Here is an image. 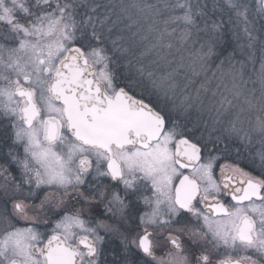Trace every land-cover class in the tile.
Masks as SVG:
<instances>
[{"label":"snow or ice","instance_id":"obj_1","mask_svg":"<svg viewBox=\"0 0 264 264\" xmlns=\"http://www.w3.org/2000/svg\"><path fill=\"white\" fill-rule=\"evenodd\" d=\"M229 32L264 50V0H0V264H264Z\"/></svg>","mask_w":264,"mask_h":264},{"label":"rangeland","instance_id":"obj_2","mask_svg":"<svg viewBox=\"0 0 264 264\" xmlns=\"http://www.w3.org/2000/svg\"><path fill=\"white\" fill-rule=\"evenodd\" d=\"M251 3L253 4V7H255L256 0H251ZM257 23H259V21H257ZM238 37L239 38H237V36H234L232 34V32L228 33V38L233 40L237 44L239 43L240 46L237 48L236 51H232V50H227V51L232 52L234 54L235 60H237V61H241V60L248 61V58L252 57L253 60L255 61V67L258 70L260 67V59L262 56H264V50L261 49L259 44H257L258 47H256L257 45H255L253 48H249L247 46L248 41L243 36L242 32H238ZM244 41L245 42L247 41V43H245ZM244 47H247L248 50H246V48L244 49ZM247 67L250 71L252 69V63L248 62ZM21 151H22V149H21Z\"/></svg>","mask_w":264,"mask_h":264},{"label":"trees","instance_id":"obj_3","mask_svg":"<svg viewBox=\"0 0 264 264\" xmlns=\"http://www.w3.org/2000/svg\"><path fill=\"white\" fill-rule=\"evenodd\" d=\"M237 31H238V30H237ZM244 42H245V41H244ZM245 43H247V41H246ZM239 46H240L239 43L237 44V43L234 42L233 40L229 39L228 36H227V50L236 51L237 48H238ZM222 47H223V45H222ZM256 47H258V45H257ZM245 48H246V50H248L247 47H244V49H245Z\"/></svg>","mask_w":264,"mask_h":264},{"label":"flooded vegetation","instance_id":"obj_4","mask_svg":"<svg viewBox=\"0 0 264 264\" xmlns=\"http://www.w3.org/2000/svg\"><path fill=\"white\" fill-rule=\"evenodd\" d=\"M224 162H225V161H223V160L220 161V163H224ZM216 172H217V174H218V172H219V168H218V166H217Z\"/></svg>","mask_w":264,"mask_h":264}]
</instances>
